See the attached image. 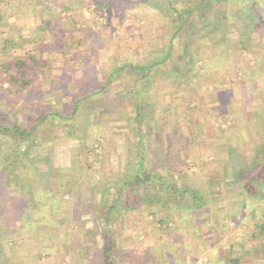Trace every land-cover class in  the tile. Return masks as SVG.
<instances>
[{"label": "rangeland", "instance_id": "374dc122", "mask_svg": "<svg viewBox=\"0 0 264 264\" xmlns=\"http://www.w3.org/2000/svg\"><path fill=\"white\" fill-rule=\"evenodd\" d=\"M43 1L0 0V61L31 52L50 58L47 68L44 67L46 76L35 82V88L26 93L17 111L5 101L7 97L0 87V116L8 114L18 120L23 114L46 106L51 110H68L83 88L84 70L88 71L89 80L95 82L116 66L115 59L149 63L160 56L156 45H162L172 33L171 17L164 16L156 4L150 6L141 0H47L59 14L52 27L65 28L61 35L72 44V48L65 50V56L75 54L80 59L64 60L62 54L42 43L45 38L53 40L48 30L51 25L42 24V15L46 20L48 17L39 10ZM98 1L108 6L96 11ZM255 1L254 10L258 13L249 12L252 17L244 18L246 22L241 28L224 22L227 29L218 38V29L213 25L193 33L196 48L201 47L206 53L200 61H193V54L187 55L193 63L190 84L183 79H169L167 74L159 75L160 68L155 72L150 91L143 95L144 101L152 97L157 100L155 119L149 123L143 119V141L137 135L129 90L135 85L134 90L141 94L143 88L127 73H120L104 94L94 95L81 104L77 134L69 136L68 131L57 127L40 131L41 135L60 137L54 138L51 150V165L58 177H50L47 188L44 182L40 184L48 171L44 161L40 163L37 178L40 190L35 186L36 179L30 182L29 190H2L0 197L7 198L8 206L0 199V251L4 252L1 260L9 259L14 264L24 261L25 264H89L82 261L81 255L87 246L103 245L100 234L103 225L101 220L99 225L93 223V218L88 219L86 214L80 217L85 209L76 202L93 185L98 190L97 198L103 193L113 199L126 174L136 169L141 150L145 152L144 165L150 173L163 174L178 188L197 192L204 206L187 210L183 205H169L174 202L159 206L155 200L136 198V204L141 207L134 204V208L125 210L127 222L119 218L111 225L118 235V245L129 249L130 256L122 264H218L217 258L230 254L225 246L231 241L228 240L231 232L244 231L250 235L254 231L261 218L252 221L248 220L246 211L237 212L243 197L237 188L244 189L253 178H258L264 189V156L258 159L257 167L251 164L259 151L264 155V150L259 148L262 131L249 126L256 120V110L264 108V0ZM243 17L238 19L242 21ZM217 43L227 44L232 51L227 62H218L223 56L220 49L208 50ZM204 63L206 68L201 66ZM186 65L184 69L189 68ZM261 76L263 80L259 84ZM178 82L182 86L175 96L176 91L169 88ZM184 101L189 111L180 103ZM166 102L171 105L169 111L163 112ZM184 111L187 119L180 122L178 112ZM241 168L244 172L237 175ZM62 182L70 184L72 194L60 196ZM34 189L35 194L42 189L56 200L54 212L48 211L53 217L46 219L40 211L28 216L36 203L29 199ZM159 189L156 182L150 195L159 194ZM123 191L124 195H132L129 190ZM185 198L187 205H194L186 193ZM19 202L27 207L23 209ZM255 205L264 207V201ZM212 210H218L217 214L213 215ZM84 217L87 219L82 225ZM213 218H219L217 225H223L218 230L209 223ZM162 219L166 220L164 225ZM159 227L163 230L158 231ZM258 239L251 241L264 243V236ZM129 257L141 259L133 262ZM260 264H264V257Z\"/></svg>", "mask_w": 264, "mask_h": 264}, {"label": "trees", "instance_id": "16d2710c", "mask_svg": "<svg viewBox=\"0 0 264 264\" xmlns=\"http://www.w3.org/2000/svg\"><path fill=\"white\" fill-rule=\"evenodd\" d=\"M141 1L150 6L156 4L155 6L161 10L164 16L171 17L172 19L171 35H168L166 41L162 45H156V47L159 48L158 52L160 53V56L157 55L154 60L143 64L129 59H115L117 63L116 66L106 71L102 80L95 82L89 80L88 71L84 70L85 77L82 79L83 88H81V91L78 94L79 96L75 98L72 106L68 108V110H64V108H61L63 110H51L46 106V108L42 107L34 111L32 110L29 113H25L23 114V118L18 120L12 119L8 114L0 116V196H3L1 195L2 190L5 191L6 189L11 191H19L22 189L29 190L31 187L30 182H36L35 179L38 182L35 183V186L40 190L37 178L40 173V163H43L44 161L48 164L46 166L48 171L43 174L44 176L41 178L40 184L44 182L43 185L47 188L48 185H50V177H58L56 174L57 172H55L56 169L51 165L52 143L57 136L41 135L40 131L49 127H57L58 129L68 131L69 136L77 134L76 126L79 123V108L81 104H84L94 95H99L101 93L104 94L120 73L133 75V77H135L136 85H141L143 88L141 94L134 90L136 88L135 85L132 89H129L131 92L132 104L134 105L133 108L136 113L134 117L136 121L135 126L138 125L137 135L139 141H143V133L141 129L143 119L146 123L152 122V120L155 119L154 114L157 107V100H154L155 97H152L149 101H144L143 99V95L150 91V80L155 76V72L159 71L160 68L159 75L167 74L166 77H169V79H183L190 84L189 76L193 69V63L190 59H187V55L193 54V61H200L206 53L203 51V48H196L195 41L192 40L193 33H196V31L200 32L201 29L205 31L213 25L216 30L218 29V38L219 34L221 35V33L227 29V27L223 25L224 22L229 24L235 23L241 28V25L246 22L244 21V18L247 20L252 17L251 14L249 15V12H255V14L258 13V11L254 10V5L257 2L255 0H157V3H154L156 0ZM52 4L53 3L44 0L39 8L41 14L48 15V17H46L47 20L43 15L41 20L43 25H51L48 30L50 34L53 35V40L45 38L46 40L42 41V43L45 47L51 48L57 54H62L64 60H67L70 57V59L74 58L76 61H80L75 54L67 57L65 56V50L72 48V44L69 41H66L65 37L63 38L61 35L66 32L65 28L60 30V28L56 29L54 26L52 27L56 19L59 17V14L55 12V8ZM95 6L97 8L96 11H98L108 5L98 1ZM94 12L95 11H93V13ZM211 15L213 17L212 19ZM241 17H243L242 21L238 19ZM197 41L199 40L197 39L196 42ZM212 46L213 47L208 50L214 49L216 51L217 49H220L223 56H225H222L219 59V63L228 60L227 58L232 51L230 52L228 50L227 44L223 45V43H217V45L214 46L212 44ZM228 51L230 53H228ZM49 60L50 58L48 57H44L43 55L36 56L31 52L24 57L12 56V59H3L0 61V76H2L0 79V87L7 97L5 101L12 104V106H15V108L12 109L17 111L16 107L23 103L26 93L35 88V82L37 83V80L40 78L43 79V76H46V69L44 67L47 68V62ZM188 61L190 62L187 63ZM206 64L207 63H204L201 66L206 68ZM185 65L189 66V68L184 69ZM179 83L181 82H178L177 85L169 88L176 91L175 96H178L177 92L180 91L179 89L182 86L179 85ZM172 94L173 92H171V95ZM185 96L186 94L182 95L180 101H182ZM171 102L165 103L163 112L169 111ZM180 103L184 105L185 101ZM101 106L104 107V105ZM184 107L186 106L184 105ZM184 110L189 111L187 107ZM256 111V120L250 123L249 126L253 129L260 130V132L262 131V142L260 143L259 148L264 150V108L257 109ZM178 113L177 114L180 115L178 116L180 122L187 119V112L184 111L182 114L180 112ZM59 138L57 137L56 139ZM146 143L148 144V141ZM89 147L90 146H88V148ZM79 156L80 154H78V157ZM263 156L264 155L259 151L256 155V160H253L251 164H253L254 167H257L256 163L258 162V159ZM144 161L145 152L141 150L139 152V160L136 169L129 174H126V178L122 180L121 185L117 189V194L113 199H109L103 193L97 198L98 190L92 184L93 182H91L90 185L93 186H91L90 191L87 192L86 196L81 197L79 201L76 202V204L85 209L86 212H82L80 217L86 214L89 216L88 219L93 218V223L96 224L98 223V220H101L100 222L103 225V229L99 228L101 229L100 234L103 235V245L99 247L98 245L92 244L91 246L86 247L83 254L81 251L83 262L87 261L89 264H122L125 259H128V256H130L129 249L118 245V235L111 225L116 220H119V218L122 219L123 223L128 221L126 216L127 212H125V210L135 207L134 204H136V198H139L138 201L141 199H143V201L146 199V201L148 200L149 202L155 200L157 204L159 202V206L183 205L187 210L204 206L202 205L203 198L199 196L197 192L178 188L176 183L169 181L163 174L157 173L154 175L153 173H150L145 167ZM262 169L263 168H261L260 171ZM242 172H244V169L241 168L237 171V175ZM77 176L75 181H77ZM253 180L255 182L251 181L248 185L243 186L244 189L237 188L243 195L239 202L240 207L237 212L242 214L243 211H248L246 215L248 220L253 221L254 219L261 218V220L258 221L259 224L254 225L253 228L254 231L257 229L259 235L254 233V231L250 234L251 240H259V236H264V207L263 205L257 206L255 204L257 201L263 203L264 189L262 185L259 184L258 178H253ZM156 182L160 185V189L157 191L159 194L155 193L150 195V190L153 189ZM69 186L70 184L68 185L66 182L61 183L59 191L60 196L68 192L71 193L69 191ZM125 189L131 191L134 197L129 194L124 195L123 190ZM35 190L36 189L30 191L33 194L29 197L31 202L34 200L36 202L35 205H33L34 212L32 209L31 213L28 212V216L32 217L31 214L36 215L40 211L46 219L53 217L49 212H54L55 208L53 203L56 204V200L53 197L47 196L46 192H43L42 189L41 192L37 190L36 194ZM162 192H164V196H160ZM185 193L188 194L191 201H194V205H187ZM147 194L149 197L146 196ZM27 195L29 196L28 193ZM157 195L159 196L158 199H156ZM0 199H2L1 202H3L4 206L7 208V198L0 197ZM31 202H29V200L27 201V203ZM170 202L174 203L169 204ZM48 203H50L49 209L46 207ZM19 204L23 209L27 207L22 202H19ZM139 205L136 204V207L140 208L141 206ZM199 210L201 209H198V212H200ZM86 219L87 217L81 219L82 225L85 224ZM3 221H6V218L3 217ZM160 222L164 225L166 220L162 219ZM161 228L162 227H159L157 230H163ZM252 245L257 248L255 251L259 250L261 252L263 249V247L261 249V247L258 246L260 245L259 242L256 244L253 243ZM0 257H4L3 251H0ZM132 258L134 260L133 262L137 259V261L141 259V257H129V259ZM0 264L14 263L9 259H0ZM21 264H25V261Z\"/></svg>", "mask_w": 264, "mask_h": 264}, {"label": "crops", "instance_id": "0c3cea01", "mask_svg": "<svg viewBox=\"0 0 264 264\" xmlns=\"http://www.w3.org/2000/svg\"><path fill=\"white\" fill-rule=\"evenodd\" d=\"M0 20H2V19H0ZM262 77L263 76H261L259 78V84L264 79V78L261 79ZM217 212H218V210H212L213 215H216ZM246 212L248 213V211H246ZM246 212H244L243 215H246ZM238 218L241 219L240 216ZM218 219L219 218H213L212 221L209 222L210 225L213 228L216 227L217 230H218V227L219 226H220V228H221V226H223V225H217L219 223L217 221ZM236 223H231V225L232 224L234 225ZM225 226L228 227L229 225L227 224ZM229 239L231 241L228 243V247L225 246V248H227L228 253L230 251V254H228L227 257H219L220 259L217 258V260H218L217 262H219L220 264H230V263H232V264H239V263H241L240 262L241 260H243V261L245 260L242 264H254V262H255V264H257V263L260 264V261L263 260V257H264V252H263L264 251V248L262 249V247L264 246V243H263L262 240H260V242H259L261 246L258 245L263 250V251L260 252L259 250L255 251L257 248L256 247H253V245H252L253 243H252V241L250 239V235L247 234L244 231H241V232L238 231L235 234L233 232H231L228 235V240ZM230 255H232V256H230ZM244 256H246V257H244ZM243 257L245 259H242Z\"/></svg>", "mask_w": 264, "mask_h": 264}]
</instances>
